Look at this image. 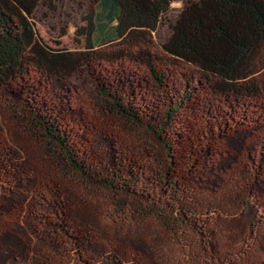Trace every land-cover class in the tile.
<instances>
[{
    "label": "trees",
    "instance_id": "1",
    "mask_svg": "<svg viewBox=\"0 0 264 264\" xmlns=\"http://www.w3.org/2000/svg\"><path fill=\"white\" fill-rule=\"evenodd\" d=\"M51 2L0 0V107L19 127L37 138L46 154L59 146L83 168L73 159L71 133L61 131L53 118L43 114L38 108L39 101L23 97L20 100L22 94L16 93L26 86L35 71L56 82L73 73L81 75L90 80L103 112L119 123L135 125L141 119L142 108L120 82L105 84L100 76L94 77V62L131 59L146 66L160 84L164 83L165 75L156 69L157 63L190 68L199 88L210 89L223 97L229 107L234 104L246 107L264 98V0L189 1L160 47L155 45L153 34L170 11L173 0H116L118 8L113 19L104 23V15L97 12L95 22L89 16V25L79 30V34L87 36L85 52L54 48L45 42L34 15L39 4ZM99 35L136 51L132 55L114 52L108 57L96 55L93 51ZM195 92L187 85L181 101L170 106L166 113V121L177 126V130L153 133L162 150L157 155L158 169L152 171L151 178L139 177L129 170H124V174L120 170L116 176L120 179L125 176L122 183L116 179L104 182L131 198V202L122 203L135 220L152 219L162 232L183 246L188 252V264H219V255L212 243L214 232L204 214L211 216L214 210L207 207L223 205L225 201L238 203L247 214L252 232L258 234L264 224V167L261 166L264 148L259 160L249 155L243 163L242 159L236 161L238 169L243 164V170L240 169L242 176L236 178L235 190L224 195L223 201L215 200L219 195L209 194L205 187L214 182L213 176L225 182L230 170L222 168L215 174L210 166L216 161L215 156L223 157L225 151H230L225 139L235 133L226 132L236 130L240 124L227 117H221L216 124L207 118L202 133H196L192 125L198 120L195 116H187L186 121L177 118L185 114L186 106L196 102ZM190 129L195 133H184ZM44 203L48 217L44 219L43 232L51 242L59 247L69 244L79 248L89 239L90 226L74 216V207L61 194L53 193ZM23 208L22 202L11 198L0 202L6 237L16 249L23 247L26 239L19 225ZM111 251L114 264H118L122 255L127 257L133 252L128 245Z\"/></svg>",
    "mask_w": 264,
    "mask_h": 264
},
{
    "label": "rangeland",
    "instance_id": "2",
    "mask_svg": "<svg viewBox=\"0 0 264 264\" xmlns=\"http://www.w3.org/2000/svg\"><path fill=\"white\" fill-rule=\"evenodd\" d=\"M189 1L192 0H173L170 11L153 34L157 47L168 39L172 26ZM117 8L116 0L99 3L52 0L50 5L39 4L34 21L51 47L85 52L87 36L79 34V30L89 25V16L95 22L96 13L101 12L106 23L114 18ZM100 35L95 41L93 53L96 55L108 57L113 52L122 55L136 51ZM156 69L165 75L163 84L156 81L146 66L131 59L94 62V77L100 76L105 84L116 80L130 90L142 108L136 125L119 123L103 112L97 93L89 85L90 80L77 73L56 82L35 71L26 86L16 90L22 94L20 100L23 97L39 101V110L53 118L61 131L71 133L73 159L83 168L59 146L46 154L37 138L19 127L0 107V145L3 148L0 150V202L11 198L24 204L19 225L26 237L23 247H11L4 220L0 218V247L3 249L0 264H114L111 250L121 249L123 245H128L133 252L127 257L122 255L118 264H188L186 249L162 232L152 219L135 220L122 203L131 202V198L104 180L116 179L122 183L125 176L121 179L116 176L120 170L124 174V170H129L144 178L153 176L152 171L159 166L157 155L162 150L153 133L177 130V126L166 121V113L170 106L181 101L189 85L196 91L193 93L196 102L184 108V115H177L180 121L195 116L198 120L192 125L196 133H202L207 118H212L211 122L216 124L221 117H227L240 124L236 130L226 132L235 133L225 139L230 151L224 150L223 157L215 156L216 161L210 166L215 174L222 168L230 170L225 182L213 176L214 182L205 187L209 194L219 195L215 200L223 201L224 195L235 190L236 178L242 176L243 164L238 169L236 161L242 159L243 163L249 155L257 160L261 157L264 98L246 107L236 104L229 107L223 97L210 89L199 88L190 68L159 62ZM184 133L195 132L190 129ZM261 166L264 167V163ZM53 193L61 194L74 207V216L90 226L89 239L79 248L69 244L59 247L43 232L44 219L48 217L44 201ZM238 205L225 201L223 205L207 207L214 210L211 216L204 214L214 232L212 243L219 255V264H264V224L258 234L252 232L245 210Z\"/></svg>",
    "mask_w": 264,
    "mask_h": 264
}]
</instances>
